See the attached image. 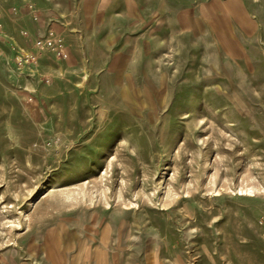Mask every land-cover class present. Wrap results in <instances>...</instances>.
<instances>
[{
	"label": "rangeland",
	"instance_id": "374dc122",
	"mask_svg": "<svg viewBox=\"0 0 264 264\" xmlns=\"http://www.w3.org/2000/svg\"><path fill=\"white\" fill-rule=\"evenodd\" d=\"M39 2L0 0V264H264V0H189L210 35L152 49L140 17L117 70Z\"/></svg>",
	"mask_w": 264,
	"mask_h": 264
},
{
	"label": "crops",
	"instance_id": "0c3cea01",
	"mask_svg": "<svg viewBox=\"0 0 264 264\" xmlns=\"http://www.w3.org/2000/svg\"><path fill=\"white\" fill-rule=\"evenodd\" d=\"M36 5V11L50 7L49 5L52 7L50 14H45L46 19L43 21V28L40 27V31H44L45 26L47 27L51 23L53 30L55 29L62 37L65 36L68 41L67 46L71 51L82 45L85 47V51L90 49L94 54L97 52L105 53L106 51H103L102 48L106 43L108 44L109 39H115V41L111 40L110 46H115L118 52L114 67L116 70L121 56H127L125 57L127 64L130 53V51L122 49L123 42L118 39L125 37L126 30H138V27L133 23H139L140 17L145 19V23L152 24L147 29L149 32L145 33V36L153 39L149 40L151 49L160 44L157 37H161L159 36L161 30L166 32L173 27L182 30L183 22L185 23V31L195 37L205 33L210 35L211 31L208 25L211 20L210 16L204 14L202 9L194 7V4H190L189 0H185L184 3L173 0H56L55 2L41 0ZM182 5L185 8L182 9ZM144 6L148 8L145 9ZM190 17H199L204 24H191L189 22ZM125 19H129L127 21L130 25L128 28H125ZM25 29L34 31L36 26L27 25ZM164 35L163 37H166L168 34L165 33ZM80 41L81 43H79Z\"/></svg>",
	"mask_w": 264,
	"mask_h": 264
},
{
	"label": "built area",
	"instance_id": "2783aa9c",
	"mask_svg": "<svg viewBox=\"0 0 264 264\" xmlns=\"http://www.w3.org/2000/svg\"><path fill=\"white\" fill-rule=\"evenodd\" d=\"M61 43L59 42V39L56 38V34L54 31L50 30L48 31V34L46 36H39L35 40V47L38 50L47 49V48H53V47H59ZM31 49V48H30ZM23 55L20 54L18 56V62L19 65L31 63V62H37L38 59V53L32 49L31 51H23Z\"/></svg>",
	"mask_w": 264,
	"mask_h": 264
}]
</instances>
